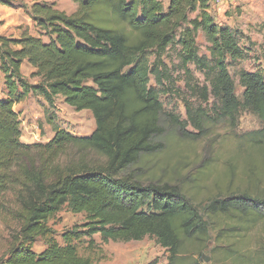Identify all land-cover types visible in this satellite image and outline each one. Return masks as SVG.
<instances>
[{
    "label": "trees",
    "instance_id": "obj_1",
    "mask_svg": "<svg viewBox=\"0 0 264 264\" xmlns=\"http://www.w3.org/2000/svg\"><path fill=\"white\" fill-rule=\"evenodd\" d=\"M72 1L77 9L70 14L54 2L31 4L29 15L47 41L27 31L18 37L0 34V73L7 93L0 98V210L19 223L0 264H94L77 247L84 237L93 246L94 235L103 242L151 236L167 250L164 264H202L201 250L217 222L225 226L217 228L215 247H225L224 259L240 264V237L264 221V172L249 167L245 177L235 179L232 171L218 180V193L202 209L180 186L144 183L128 172L143 155L161 149L154 142L162 133L159 97L170 86L156 89L150 76L159 86L170 83L162 56L175 39L179 67L192 92L204 101L212 94L219 102L218 114L232 127L241 109L264 124V73L240 69L239 98L228 69L243 59L237 29L215 22L209 0H169L166 8L161 0ZM0 3L11 6L12 0ZM199 35L207 42L208 55L199 52ZM24 61L37 83L23 75ZM190 65L203 72L208 84L192 83ZM29 94L49 105L62 98L76 111L90 110L95 128L77 135L55 127L48 141L23 143L13 105ZM186 112L199 128L206 115L201 107L192 115L186 105ZM263 130L264 125L255 134ZM64 207L85 214L86 220L58 240L48 221ZM39 238L43 249L36 251ZM241 264L252 261L245 258Z\"/></svg>",
    "mask_w": 264,
    "mask_h": 264
},
{
    "label": "rangeland",
    "instance_id": "obj_2",
    "mask_svg": "<svg viewBox=\"0 0 264 264\" xmlns=\"http://www.w3.org/2000/svg\"><path fill=\"white\" fill-rule=\"evenodd\" d=\"M36 1L54 2L57 9L67 14L77 9V4L72 0ZM161 1L166 8L169 0ZM253 1L236 0L229 4L221 16L210 7L216 23L222 25L229 23L228 26L237 29L243 59L230 63L228 69L234 79L235 92L239 98L243 91L239 83V70H259L264 73V4L257 3L259 0L256 3ZM30 4L31 0H12L11 6L0 3V28L9 32L24 27L21 33L27 31L35 36H42V39L47 41L29 15ZM197 42L200 54L208 55L204 37L199 35ZM179 50L180 46L175 39L162 56L171 77L168 85L164 82L159 86L150 76V85L154 88L170 86V91L168 93L161 91L159 97L163 105L160 116L162 133L154 138V142H158L161 149L152 155H143L128 172L136 174L144 183L161 181L176 184L192 203L202 209L207 200L218 193L215 187L218 180H222L232 171L235 173V179L245 177L249 167L254 168L255 172H264V130L255 134L264 124L256 114L248 109H241L236 126L232 127L226 118L218 114L219 102L212 94L204 101L197 91L192 92L185 84V75L179 67ZM148 55L152 61L153 53L149 51ZM189 68L193 84L201 87L207 83L201 70L196 69L194 65H190ZM21 70L30 83L39 81L38 77L30 75L28 65H23ZM4 90L0 73V98L7 96ZM59 100L56 99L53 105H49L41 96L29 94L20 102L14 101L13 109L20 115V140L23 143L29 145L44 143L52 137L55 127H62L77 135H89L93 131L95 122L90 110L76 111L63 100ZM186 105L191 107L192 115L198 107L206 114L199 120V128L188 119ZM52 121L54 123H50ZM180 126L184 127L183 134L180 132ZM7 200L12 203L10 196ZM85 220V214L72 213L64 207L48 221V224L54 230L56 238L60 240V235L65 230ZM215 226L223 228L225 222H217ZM18 228L19 223L11 215H6L0 210V259L11 244V234ZM217 228L211 229L212 238L207 248L201 250L202 264H233L232 260L224 259L225 247H215L213 237ZM92 239L93 246L88 244L87 237H84L83 241L77 242V247L78 252L91 258L94 264L167 262V250L151 236L128 242H103L98 235H94ZM43 242V239H37L33 249L41 251ZM238 242L240 243L238 249L244 254L237 256L240 264L245 258H249L252 264H264V221L255 222L247 229L245 237H240ZM194 255L198 258L197 252H194ZM203 256L209 258V261H205Z\"/></svg>",
    "mask_w": 264,
    "mask_h": 264
},
{
    "label": "crops",
    "instance_id": "obj_3",
    "mask_svg": "<svg viewBox=\"0 0 264 264\" xmlns=\"http://www.w3.org/2000/svg\"><path fill=\"white\" fill-rule=\"evenodd\" d=\"M26 1H28V0H26ZM246 2H249V1H253V0H245ZM34 2H37L36 0H31V4H33ZM257 2V0L256 1H253V3H256ZM209 3H210V7H211V10L212 11H215L216 13H217V15L218 16H221V14H222V12L224 11V10H226L227 8H228V6H229V4L228 3H224V2H217L216 0H209ZM257 3H259L260 5L261 4H264V0H259V2H257ZM30 4V5H31ZM217 19V18H216ZM228 23V22H227ZM226 26H228L229 25V23L228 24H225ZM19 27V26H18ZM229 28H231V29H235V28H232V27H230V26H228ZM20 29V28H19ZM18 29V31H9V32H6L5 30H3V29H1L0 28V34L1 35H5V36H12V37H18L20 34H21V31L22 30H24V27H22L20 30ZM31 34V33H30ZM23 65H28L29 67H30V72H32L33 71V69H32V67L27 63V61H24L23 63H22V66ZM22 66H21V68H22ZM22 71V70H21ZM57 99H60L59 101H61V100H63L62 98H57ZM19 119H20V115H19ZM50 123H54L53 121L52 122H50Z\"/></svg>",
    "mask_w": 264,
    "mask_h": 264
},
{
    "label": "built area",
    "instance_id": "obj_4",
    "mask_svg": "<svg viewBox=\"0 0 264 264\" xmlns=\"http://www.w3.org/2000/svg\"><path fill=\"white\" fill-rule=\"evenodd\" d=\"M217 2H224L228 4H233L236 0H216Z\"/></svg>",
    "mask_w": 264,
    "mask_h": 264
},
{
    "label": "water",
    "instance_id": "obj_5",
    "mask_svg": "<svg viewBox=\"0 0 264 264\" xmlns=\"http://www.w3.org/2000/svg\"><path fill=\"white\" fill-rule=\"evenodd\" d=\"M203 258H204L205 261H209V258H206V257H204V256H203Z\"/></svg>",
    "mask_w": 264,
    "mask_h": 264
}]
</instances>
